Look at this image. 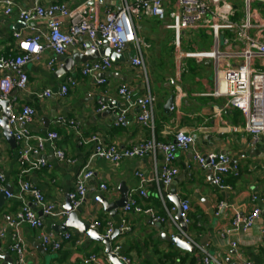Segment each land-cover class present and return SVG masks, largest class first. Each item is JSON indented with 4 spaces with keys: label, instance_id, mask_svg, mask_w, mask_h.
<instances>
[{
    "label": "crops",
    "instance_id": "1",
    "mask_svg": "<svg viewBox=\"0 0 264 264\" xmlns=\"http://www.w3.org/2000/svg\"><path fill=\"white\" fill-rule=\"evenodd\" d=\"M13 4L10 15L3 14L4 6L0 4V60L15 55V43L11 38L14 31H21L24 36H30L26 24L16 14L17 8H28L32 0H1ZM54 0H44V5ZM69 9L83 5L91 7L96 22L103 19L105 12L118 7L116 0H66ZM232 9V20L239 22L243 19L244 3L240 0L229 2ZM166 7L174 8V0H164ZM253 21L261 28L253 29L250 35L261 38L264 42V3L254 1L249 5ZM148 22L150 19H143ZM139 22V21H138ZM138 22L135 24L140 37ZM38 30L46 29V22L29 24ZM147 29L149 39H144L148 48L143 50L146 74L130 64L133 51L129 49L124 54V60L112 62L111 68L105 72L104 85L96 86L91 80L81 77V64H76L72 73L56 77L55 72L62 66L59 57L45 50L36 62L28 64L24 71L28 77L25 90H12L10 97L11 112L17 113L22 106H31L35 111L30 131L34 135L43 136L46 132H55L58 139L55 147L65 153L73 164L59 162L50 145L44 148L47 167L30 174H20L16 160L17 147L14 149L6 142L0 129V174L5 178L4 187H9L11 193H18V180L30 181L44 195L47 202L56 210H64L66 194L73 188L77 173L88 162L92 146L79 145L78 140L92 134H97L105 143L119 147H128L140 139H148L151 133L136 124L133 119L136 110H130L126 115V127H116L115 122L119 113L127 109L128 104L117 94L120 85H127L132 91V98L145 93V82L149 85L155 97L154 104V136L160 141H169L176 131L191 134L195 141V150L204 155L210 152L226 154L235 165L237 175H228L224 184L230 186V191H221L212 183V175L208 170H201L192 160L191 152H179L175 165L178 175L167 188L180 202L187 201L189 205L187 234L193 242L205 247L221 264H264V214L254 223L248 232L231 234L220 237V233L229 228L235 213L247 214L253 206L264 205V141L253 143L252 138L244 131L245 118L236 109L226 107L225 99L214 98L209 94L214 89V71L212 62L208 59H186L185 53L207 52L211 50L213 39L208 29L184 32L181 45L176 49L171 40L166 39L167 50L171 54L170 63L161 56L160 48L152 42L154 31ZM225 35H229L226 33ZM184 37V40H183ZM192 43L191 49H182L183 43ZM238 45L237 47H240ZM207 48V49H206ZM241 48V47H240ZM162 50V49H161ZM79 52L77 46L69 47L63 57H71L73 52ZM49 60L54 61L52 69L47 67ZM256 67L258 63L256 62ZM186 73H184V72ZM213 71V76H212ZM189 72V73H188ZM4 73L0 72V80ZM75 78L77 85L69 90L65 97L52 95L48 99L38 100L36 95L45 89L56 91L67 78ZM170 96H174L172 109L165 112L164 105ZM101 106L105 109L101 110ZM2 108L0 107V117ZM62 117L77 123L78 133L68 125H57L56 119ZM158 163V162H157ZM153 159L146 155L140 159L123 161L119 167L112 166L96 159L90 163L94 175L88 182V194L79 210V220L91 225L93 222H111L115 227L124 220L130 231L118 236L111 242V247L119 246L120 255L130 260V264H201V257L194 253L176 249L165 236L176 235L177 231L168 222L158 225L144 216L123 214L116 210L114 218L103 211L97 201L98 196H104L109 202L120 197L118 187L124 184L128 193L138 186L135 172L142 173L146 178L153 172ZM105 183L114 189L112 196L102 194L98 186ZM147 199H138L147 207H152L160 215L164 214L156 190L152 184L145 186ZM256 201H252V197ZM30 207L33 203L25 198ZM226 205L218 211V205ZM20 201L13 199L0 202V228L4 216L15 212ZM167 207L174 206L165 199ZM175 207V206H174ZM174 213V218H175ZM66 221L65 217H48L43 221L41 230L22 226L19 230L25 244L24 259L26 264H83L84 259L96 255L99 264H111L104 255V247L100 243L89 242L86 235L79 234L75 229L65 232L72 235L70 241L64 242L57 252L44 251L40 243L41 233L60 234L59 227ZM100 233V232H99ZM164 234V235H163ZM80 240L79 244L75 241ZM231 243L235 244L233 248ZM11 231L7 230L4 238L0 239V254L9 253ZM13 264V256L10 254ZM2 260H0V264Z\"/></svg>",
    "mask_w": 264,
    "mask_h": 264
},
{
    "label": "built area",
    "instance_id": "2",
    "mask_svg": "<svg viewBox=\"0 0 264 264\" xmlns=\"http://www.w3.org/2000/svg\"><path fill=\"white\" fill-rule=\"evenodd\" d=\"M118 7L105 12L103 19L96 22L91 7L83 5L69 9L66 0H54L49 5H44V0H32V5L26 8H17L16 14L26 24L31 34L24 36L21 31H14L11 38L15 43V55L0 60V72L4 77L0 80V101L9 102L8 127L14 138L17 153L16 160L20 174H30L47 167L44 157V148L50 145L55 158L64 164L70 165L74 160L55 147L58 134L46 132L45 135H34L30 131L35 111L31 106L24 105L19 112H11L10 107L12 90L23 91L28 84V77L24 68L39 60L43 51L49 50L54 56H63L69 47L77 46L79 52L92 50L99 52L104 43L115 53L124 54L131 49L133 56L130 58L132 67L140 69L144 76L146 65L143 50L148 44L136 31L135 24L141 19H154L158 22L167 21L164 28L173 34V45L178 49L184 32L208 29L213 39L211 50L207 52H192L183 55L186 59H208L212 62L214 71V89L209 94L214 98L225 99V106L238 110L245 118L244 131L251 136L253 143L264 141V42L261 38L250 35L253 29L261 26L254 22L250 14L249 5L254 1L264 3V0H240L244 3L243 19L239 22L232 20L233 9L230 1L234 0H174L175 7H166L164 0H116ZM4 6L3 14L8 16L13 11V4L9 1H1ZM46 22V29L41 31L29 24ZM228 33L229 35H225ZM1 39V38H0ZM241 45L240 47H237ZM256 62L258 67H256ZM54 61L49 60L47 67L52 69ZM112 66L108 57H100L97 60L81 64L79 74L83 78L91 80L96 85H104L106 79L102 74ZM77 85L75 78H67L56 91L45 89L36 95L38 100L50 98L52 95L65 97L69 90ZM117 94L127 102V109L121 111L115 122L116 127H126V115L130 110H136L133 116L139 126L151 133L148 139H140L128 147H119L105 143L97 134L82 137L79 145H91L92 153L88 162L77 173L73 188L66 194L72 211L78 210L84 203L88 194V182L94 173L90 168L93 160L99 159L117 168L123 161L140 159L150 155L154 167L151 177L146 178L142 173L135 172L137 188L127 194L126 205L121 209L123 214L144 216L151 222L161 225L166 222L172 224L177 234L182 239L192 244L201 257V264H221L213 255L209 254L205 247L198 245L189 238L179 223L174 218L176 208L167 207L165 204L167 188L178 175L175 165L179 152H191L192 160L201 170H210L212 183L221 191H230V186L224 184V178L228 175L236 176L237 171L231 159L222 153L210 152L200 154L195 150L194 137L181 130L172 134L169 141L157 140L154 136V95L147 82L145 93L137 98H132V91L127 85H120ZM173 107L170 108V110ZM105 107L101 106V110ZM57 125H68L78 133L77 123L59 117ZM158 162V163H157ZM5 178L0 174V192H4L6 198L20 201L19 208L4 216V223L0 228V239L4 238L6 231H11V244L9 252L13 256V264H26L24 259L25 244L19 230L22 226H28L34 230H41L44 219L48 217H65L68 212L58 211L47 202L43 193L30 181L18 180V193H7L4 187ZM152 184L156 190V197L164 211L160 215L152 207L142 205L139 200L147 199L145 186ZM102 194L112 196L114 189L108 188L105 183L98 186ZM25 198H30L33 207L27 204ZM139 199V200H138ZM256 201V197H252ZM226 207L218 205V211ZM181 222L186 226L190 223L188 217L189 205L187 201L180 202ZM38 212L41 215H38ZM264 214L263 206H253L247 214L235 213L229 228L220 233L224 238L231 234L246 233L254 223ZM90 228L98 230L103 238L108 239L115 229L121 234L130 231L129 226L122 220L117 227L111 222H93ZM264 234V229L262 230ZM172 235L170 237H173ZM72 235L64 232L60 234L41 233L40 243L44 251L57 252L64 242L70 241ZM76 244L80 240L75 241ZM234 248L235 244L231 243ZM111 254H117L123 264H130V260L120 255V247H111ZM96 255H90L84 259L83 264H99ZM243 264H250L244 262Z\"/></svg>",
    "mask_w": 264,
    "mask_h": 264
},
{
    "label": "water",
    "instance_id": "3",
    "mask_svg": "<svg viewBox=\"0 0 264 264\" xmlns=\"http://www.w3.org/2000/svg\"><path fill=\"white\" fill-rule=\"evenodd\" d=\"M100 57H108L111 62H120L124 60V56L122 54H115L106 43L99 50V52L87 50L85 52H76L74 51L71 57H59V61L62 63V66L55 72L56 77H61L66 73H72L74 70V66L76 64H84L89 61L97 60ZM174 96H170L169 99L165 102L164 110L167 112L173 104ZM0 107L2 108V114L0 117V129L2 131V136L6 140V142L10 145L12 149L15 148L16 144L13 136L11 135L8 127V116H9V102L8 101H0ZM211 174V171L208 170ZM7 193H11L9 187L5 188ZM118 191L120 193V197L113 202H109L104 196H98L97 201L101 204L103 211L109 214L110 217L114 218L116 215L117 209H122L127 202V194L128 188L124 184H120L118 187ZM166 198L171 201V203L176 208L175 219L179 223L180 228L186 232L187 226L181 222L180 214V201L179 198L174 196V192L171 191L169 196ZM2 200H6V196L4 192H0V202ZM64 211L68 212V216L66 221L62 226L59 227L60 232H65L67 229H75L79 234L86 235L89 239V242L100 243L104 247V255L109 260L111 264H123L119 259L117 254H111V242L118 236L117 229L114 230L113 234L108 238H103L99 231L96 229L90 228L89 224H85L84 222L79 220V210L72 211L69 200L66 198ZM40 216L41 213L38 212ZM164 235V234H163ZM165 240L168 243H172L176 249L182 250L189 253H194L195 248L192 244L185 242L179 234H176L173 237L165 236ZM0 260H2L1 264H12V259L10 258L9 253L0 254Z\"/></svg>",
    "mask_w": 264,
    "mask_h": 264
},
{
    "label": "rangeland",
    "instance_id": "4",
    "mask_svg": "<svg viewBox=\"0 0 264 264\" xmlns=\"http://www.w3.org/2000/svg\"><path fill=\"white\" fill-rule=\"evenodd\" d=\"M166 23H167V21L158 22L154 19H150V21L146 22L143 19H141V20H139L138 25H139L140 35L147 40L149 39V34L147 32V29L150 27L151 28L150 31H154L153 32L154 38L152 39V42L156 45V47L160 48L161 56L164 58L165 61H167L166 63L168 65V62L170 63V60H171L170 59L171 54L167 50L166 39L171 40V38H172L171 33L172 32L168 31L164 28V25ZM183 40H184V37H183ZM195 42H196V40L191 41L190 44L183 43L182 49L184 50L185 48H188V49L192 50L190 47H191L192 43H195ZM184 73H186V72H184ZM212 76H213V71H212Z\"/></svg>",
    "mask_w": 264,
    "mask_h": 264
}]
</instances>
